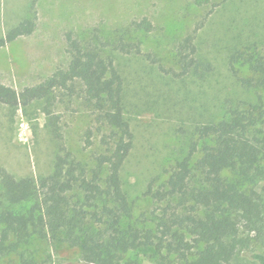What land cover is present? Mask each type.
<instances>
[{"label":"trees","instance_id":"trees-1","mask_svg":"<svg viewBox=\"0 0 264 264\" xmlns=\"http://www.w3.org/2000/svg\"><path fill=\"white\" fill-rule=\"evenodd\" d=\"M214 1L194 0L202 8ZM210 13L177 45V71L159 65L164 73L176 79L210 76L213 65L197 44ZM38 20V0H29L25 17L0 35V50L32 35ZM153 29L145 17L111 34L94 31L90 39L67 32L65 67L21 91L0 82V104L26 114L38 105L56 147L47 175L17 177L0 166V264H42L28 250L34 240L78 249L83 264H139L130 256L135 252L154 264H239L246 252L253 263L264 264V49L255 43L228 60L246 98L228 99L218 116L181 130L167 177H154L143 192L153 210L135 219L136 200L122 176L134 147L123 68L126 57L152 58L139 36ZM66 96L90 111L101 135L91 164L66 144L57 112ZM95 129L86 133L87 147L94 144Z\"/></svg>","mask_w":264,"mask_h":264},{"label":"rangeland","instance_id":"rangeland-1","mask_svg":"<svg viewBox=\"0 0 264 264\" xmlns=\"http://www.w3.org/2000/svg\"><path fill=\"white\" fill-rule=\"evenodd\" d=\"M28 6L29 0H0V35L25 17ZM208 13L197 44L202 58L213 65L210 76L206 80L176 79L164 73L159 65L177 71V45ZM38 16L32 35L0 50V82L18 91L42 82L68 64L67 32L90 39L94 31L111 34L145 17L153 23V31L139 36L143 52L152 58L145 54L126 57L123 68L134 147L122 176L136 200L135 219L144 220L154 206L143 192L154 177H167L165 169L174 164L181 146V130L190 132L196 124L218 116L228 99L237 102L246 98L228 60L244 46L255 43L264 49V0H215L203 8L194 0H38ZM27 112L0 104V166L17 177H39L52 171L56 147L44 128L41 108L37 105ZM57 112L69 150L91 164L92 155L99 152L101 135L90 111L79 99L66 96L58 102ZM90 128L95 129L94 144L87 147ZM28 250L42 264H83L78 249L59 242L34 240ZM130 256L139 264H154L144 252ZM238 263L255 264L246 252Z\"/></svg>","mask_w":264,"mask_h":264}]
</instances>
